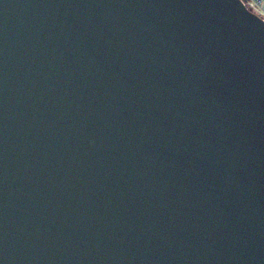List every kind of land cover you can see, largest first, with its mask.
<instances>
[{
	"label": "water",
	"instance_id": "obj_1",
	"mask_svg": "<svg viewBox=\"0 0 264 264\" xmlns=\"http://www.w3.org/2000/svg\"><path fill=\"white\" fill-rule=\"evenodd\" d=\"M0 264H264L263 19L0 0Z\"/></svg>",
	"mask_w": 264,
	"mask_h": 264
},
{
	"label": "built area",
	"instance_id": "obj_2",
	"mask_svg": "<svg viewBox=\"0 0 264 264\" xmlns=\"http://www.w3.org/2000/svg\"><path fill=\"white\" fill-rule=\"evenodd\" d=\"M251 12L257 14L264 21V0H241Z\"/></svg>",
	"mask_w": 264,
	"mask_h": 264
}]
</instances>
